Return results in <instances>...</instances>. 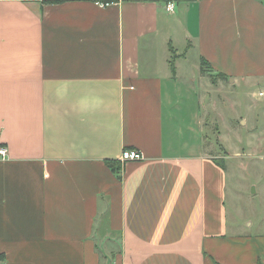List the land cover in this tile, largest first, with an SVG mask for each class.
Listing matches in <instances>:
<instances>
[{
  "label": "crops",
  "instance_id": "crops-1",
  "mask_svg": "<svg viewBox=\"0 0 264 264\" xmlns=\"http://www.w3.org/2000/svg\"><path fill=\"white\" fill-rule=\"evenodd\" d=\"M204 76L264 96V0H0V264H264Z\"/></svg>",
  "mask_w": 264,
  "mask_h": 264
},
{
  "label": "rangeland",
  "instance_id": "rangeland-1",
  "mask_svg": "<svg viewBox=\"0 0 264 264\" xmlns=\"http://www.w3.org/2000/svg\"><path fill=\"white\" fill-rule=\"evenodd\" d=\"M178 41V40H177ZM175 45L179 48H182L183 45L179 44L178 42H175ZM187 66V69H191V66H194V57L193 54H191L189 61L183 62ZM205 77V76H204ZM206 78V77H205ZM200 80V78H199ZM197 85V83H196ZM201 91L206 92V103L209 105V111H214L216 108H221V106L225 103L228 104L226 106L227 115L230 116H237V120L244 117L247 119V125L240 127V134L243 144H240V153H243V164H244V186L249 192V196L253 200V203L257 206H260L262 209L264 208V113L262 117H259V125L256 131H253L250 129V127L253 125V115H252V109L253 108H259L260 106L264 105V96L258 95L260 87L262 85H252V84H244L241 88L237 89L236 91H231L228 87L227 83H221L217 82V84L212 85L210 84V79L206 78L204 79V82L200 83ZM227 87V88H226ZM236 104V106H235ZM235 106V107H232ZM232 107V108H231ZM231 108V109H230ZM235 108V109H234ZM229 109V110H228ZM255 111V109H253ZM264 111V110H262ZM261 111V112H262ZM211 114H207L205 116V121L207 122V126L205 128V134H208V142H210L215 151H220V144H216L214 146V141L218 140V134H217V117L213 116V112H210ZM240 114V115H238ZM221 120V121H220ZM236 120V121H237ZM223 121V118L221 116V119L219 118V123ZM236 121L234 123L236 124ZM256 122V119H255ZM220 133L222 136H224V139L229 138L228 134H231L229 131H225L226 128L223 127L222 123H220ZM256 135V136H254ZM248 140L251 142L248 143ZM228 146H229V152L232 156L230 158L232 161L234 158V153L236 150V147L233 144V141L230 139H227ZM256 143V146H255ZM253 147H251L250 146ZM259 146L260 148H256ZM221 153V152H220ZM257 188V193H254V189ZM258 208L261 210V208ZM264 221V219H263ZM99 246L104 247L102 244Z\"/></svg>",
  "mask_w": 264,
  "mask_h": 264
},
{
  "label": "built area",
  "instance_id": "built-area-1",
  "mask_svg": "<svg viewBox=\"0 0 264 264\" xmlns=\"http://www.w3.org/2000/svg\"><path fill=\"white\" fill-rule=\"evenodd\" d=\"M173 7L174 4L172 2H168L166 5V9L167 11L172 12L173 11ZM262 94V93H259ZM0 155L3 157L5 155V148L0 147ZM143 159V155L141 153V151L137 150V149H124L120 155V160L123 161H127V160H142Z\"/></svg>",
  "mask_w": 264,
  "mask_h": 264
},
{
  "label": "trees",
  "instance_id": "trees-1",
  "mask_svg": "<svg viewBox=\"0 0 264 264\" xmlns=\"http://www.w3.org/2000/svg\"><path fill=\"white\" fill-rule=\"evenodd\" d=\"M165 1L167 2L168 0H165ZM174 56L175 55L173 53V58H174ZM208 66H209L208 63L206 61L202 60L201 68H202L203 72L206 70L205 67H208ZM217 163L220 164V162H218V161H217ZM108 164L110 165L112 170L115 171L117 173V175H119L121 164L119 162L113 163L111 161H108Z\"/></svg>",
  "mask_w": 264,
  "mask_h": 264
}]
</instances>
